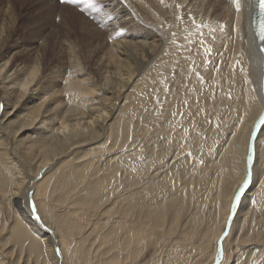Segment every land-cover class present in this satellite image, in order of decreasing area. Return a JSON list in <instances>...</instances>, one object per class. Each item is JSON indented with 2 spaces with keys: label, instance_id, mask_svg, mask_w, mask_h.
Instances as JSON below:
<instances>
[{
  "label": "bare ground",
  "instance_id": "obj_1",
  "mask_svg": "<svg viewBox=\"0 0 264 264\" xmlns=\"http://www.w3.org/2000/svg\"><path fill=\"white\" fill-rule=\"evenodd\" d=\"M98 6L0 0V264H264L256 0Z\"/></svg>",
  "mask_w": 264,
  "mask_h": 264
},
{
  "label": "snow or ice",
  "instance_id": "obj_2",
  "mask_svg": "<svg viewBox=\"0 0 264 264\" xmlns=\"http://www.w3.org/2000/svg\"><path fill=\"white\" fill-rule=\"evenodd\" d=\"M59 2L61 4L64 5H78L79 3H85L88 5L89 8H92L93 10L99 11V0H59ZM256 2L259 5V10H260V15H261V24H260V30L258 32L259 38L262 42H264V0H256ZM160 3L162 5L165 4V0H160ZM230 3L232 4V6L235 9V12L237 14V19H239L240 13L242 12V0H230ZM167 5H165L166 7ZM176 8H180L181 5L177 2L175 4ZM81 12L84 11L83 8L80 9ZM175 19L178 21H181L182 23L185 22L184 20H182V18L180 16H175ZM187 21H189L191 23V25L195 28L196 32L199 33L201 32L202 28H209V32L213 33L215 32V29L210 28V26L208 24H205L203 21L201 22H197L195 17L192 14H189L187 17ZM171 27V26H169ZM224 25L220 24V30L223 31L224 29ZM233 31H236L235 28L232 29ZM176 36L177 33L173 32L172 33V43H176ZM185 39H187V37H185ZM199 44L203 49V54H204V64L205 66H207V64L209 63L208 61V57L211 55L213 49L208 45V38L207 36L201 35L199 38ZM261 52H264V47H262L260 49ZM194 71V69H192ZM218 70V69H217ZM196 78L198 80H200L201 82H203V78L200 76L199 72H196ZM247 78L245 79V83H247ZM229 98H230V94H229ZM260 99L261 102L264 103V84H262L261 86V95H260ZM249 162H251L252 157L251 154H249L248 157ZM202 163V161H201ZM247 175V173H246ZM248 184V180L247 178L243 181L242 185L238 188L235 197H234V203L232 205L233 208H235V201H238L240 199V196L243 194L244 192V188L247 186ZM33 210H34V206H33ZM39 219V217H37ZM227 235V231L224 232V235L221 237V240H223L224 236ZM57 253H59V249L55 250ZM223 256V249L222 246H219L217 248V255H216V264H219L221 258Z\"/></svg>",
  "mask_w": 264,
  "mask_h": 264
},
{
  "label": "rangeland",
  "instance_id": "obj_3",
  "mask_svg": "<svg viewBox=\"0 0 264 264\" xmlns=\"http://www.w3.org/2000/svg\"><path fill=\"white\" fill-rule=\"evenodd\" d=\"M93 64V62L91 63V65ZM209 72H211V73H208V74H206L207 75V77L206 78H204L203 79V82H204V84H203V86H205V87H203L204 88V90H206L207 92V94H209L210 95V98H214L215 97V91H216V88L214 87H212V85H214L215 84V79H214V75H213V73H212V71H211V69H210V71ZM214 80V81H213ZM202 82V83H203ZM206 84V85H205ZM208 84V85H207ZM207 86V87H206ZM210 87L212 88V89H210ZM211 90V91H210ZM213 92H214V94H213ZM214 95V96H213ZM134 115V114H133ZM199 135V136H198ZM197 135V137H202V134L201 133H199Z\"/></svg>",
  "mask_w": 264,
  "mask_h": 264
}]
</instances>
